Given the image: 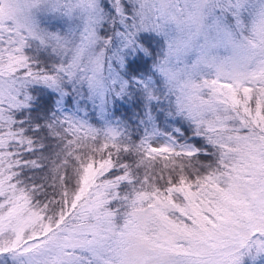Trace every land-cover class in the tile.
Here are the masks:
<instances>
[{"label": "snow or ice", "instance_id": "snow-or-ice-1", "mask_svg": "<svg viewBox=\"0 0 264 264\" xmlns=\"http://www.w3.org/2000/svg\"><path fill=\"white\" fill-rule=\"evenodd\" d=\"M16 3L0 0V264H255L264 255V37L240 64L199 54L185 107L167 67L179 54L170 25L190 27L214 4L212 26L231 37L221 17L241 0H109L110 14L100 0H78L87 18L63 37ZM148 32L166 37L155 70L201 138L195 149L183 137L133 142L87 118L88 103L103 114L125 92L122 77L146 67ZM45 89L79 103L40 123L36 113L52 110Z\"/></svg>", "mask_w": 264, "mask_h": 264}, {"label": "rangeland", "instance_id": "rangeland-1", "mask_svg": "<svg viewBox=\"0 0 264 264\" xmlns=\"http://www.w3.org/2000/svg\"><path fill=\"white\" fill-rule=\"evenodd\" d=\"M100 7L110 14L111 9L109 0H100ZM223 14L222 21L227 26L236 23L237 16L235 13L238 11L239 19H242V11L236 9L229 13V9ZM219 15L218 17H220ZM38 27L46 32L55 33L60 36H78L82 30L80 19L73 17L70 14L60 11L42 10L38 13L37 18ZM107 25H105V29ZM105 29H101L103 32ZM121 30L119 26L109 31ZM141 35H151L155 37L153 44L154 52L151 56L145 57L147 64L146 68L136 73L135 75L123 76L122 80L126 81L125 92L116 97H110L105 105L103 114L98 113L93 104H87V118L89 122H99L100 125L107 124L108 126L115 127L133 142H139L144 139H151L157 141H164L168 138L177 139L183 137L178 142L186 144L193 149L196 148L191 139H201L193 134L192 124L183 116L176 114L174 109V98L168 94L167 89L164 87V82L155 70V65L163 56L166 47V37L164 35H156L155 33H141ZM120 47L119 39L114 38L112 51H117ZM42 56L47 53H41ZM51 59H55L51 57ZM191 63V60L188 61ZM133 83L135 85H133ZM33 89L41 86L34 85ZM49 95L53 97L56 108L55 111L59 115L61 111L67 114L69 111L75 110L78 100H74L73 105L70 106L66 100L58 103V97L55 92L45 89ZM151 93V94H149ZM30 94L34 96L32 104H35L36 99L39 97L37 93L30 90ZM157 96L159 99H153L152 96ZM47 98V97H45ZM125 107L131 109L128 115L122 114L125 112ZM30 108L29 110H31ZM182 130H187V135ZM203 159V156L200 157ZM250 264V262H249ZM255 264H264V255L256 256Z\"/></svg>", "mask_w": 264, "mask_h": 264}, {"label": "clouds", "instance_id": "clouds-1", "mask_svg": "<svg viewBox=\"0 0 264 264\" xmlns=\"http://www.w3.org/2000/svg\"><path fill=\"white\" fill-rule=\"evenodd\" d=\"M15 7L21 17L31 16L34 19L42 10L67 13L79 18L82 27L88 14L87 5L79 4L78 0H17ZM209 8L214 9L212 15H221L220 9L210 4L204 9V18L193 22L190 27L182 25L177 28L174 23L170 25L174 47L179 48V54L169 58L167 67L175 74V80L169 88L173 96L181 98V107L187 106L188 97L194 91L193 86L200 79L197 71L191 67L199 54L203 53L207 61L217 65L240 64L259 51L253 45L258 44L261 37H264V0H241V24L239 27L236 24L228 26L231 37L212 26V16L208 15ZM233 11H236L234 7L229 9V13ZM166 50L167 45L164 52ZM163 59L164 53L160 61ZM200 71L205 69L201 67ZM161 78L164 82V77Z\"/></svg>", "mask_w": 264, "mask_h": 264}, {"label": "trees", "instance_id": "trees-1", "mask_svg": "<svg viewBox=\"0 0 264 264\" xmlns=\"http://www.w3.org/2000/svg\"><path fill=\"white\" fill-rule=\"evenodd\" d=\"M146 67H147V66H146ZM146 67H145V68H146ZM145 68H144V69H145ZM133 85H135V84L133 83ZM45 99H46V98H45ZM37 100H39V97L36 99V101H37ZM36 101H35V103H36ZM32 107L34 108V107H35V104H32ZM55 108H56L55 102L52 101V110L49 111V112H47V113H45V112H43V111L36 113V119L39 120L40 123H43V122H44V119L46 118V116H47V117H52V116H54V115H58L57 112L55 111ZM124 110H125V112H122V114H124V115H128V114H129L128 112H129L131 109H127V108L125 107ZM27 115H28L29 117H31V116L33 115L32 109H31V110H28ZM182 131H183V133H184L185 135H187V132H186L185 130H182ZM191 141L194 143L196 140H195V139H191ZM194 145L197 147V145H196L195 143H194Z\"/></svg>", "mask_w": 264, "mask_h": 264}]
</instances>
